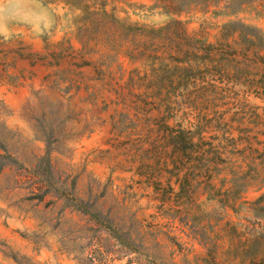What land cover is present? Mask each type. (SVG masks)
Listing matches in <instances>:
<instances>
[{
    "label": "rangeland",
    "instance_id": "1",
    "mask_svg": "<svg viewBox=\"0 0 264 264\" xmlns=\"http://www.w3.org/2000/svg\"><path fill=\"white\" fill-rule=\"evenodd\" d=\"M109 4L155 30L183 21L209 43L230 22L264 36L262 0L180 16L155 0ZM75 16L0 0V264H264V239L253 242L264 218L251 211L264 194V63L245 61L234 36L223 82L178 83L170 60L100 68L80 53ZM156 36L170 51L171 31ZM178 136L197 145L193 163L174 152Z\"/></svg>",
    "mask_w": 264,
    "mask_h": 264
},
{
    "label": "trees",
    "instance_id": "2",
    "mask_svg": "<svg viewBox=\"0 0 264 264\" xmlns=\"http://www.w3.org/2000/svg\"><path fill=\"white\" fill-rule=\"evenodd\" d=\"M48 5L62 3L67 8L76 11L77 16L73 21L77 28V40L80 45V53L83 57H98L101 61L100 68L107 65L103 61L117 60L124 56L135 63L145 61H174L177 70V82H181L182 75L190 76L192 82H204V76L212 78L219 76L221 82L229 78L236 71L238 51L234 49L232 39L238 36V41L245 47L243 58L249 61L248 53L254 51L257 61L264 63V36L255 28L244 25L241 22H230L223 26L221 37L216 43H209L204 37L189 34L186 23L177 19H171L167 26L160 30L131 24L117 17L115 9H109L113 3L111 0H40ZM256 0H155V7L163 10L170 16H180L194 5H209L210 3H226V10L235 14L242 8ZM264 1V0H262ZM171 31L174 40L171 41L170 51H163L158 46L157 33ZM22 59L24 55L18 54ZM8 56L4 57V61ZM92 63H85L90 66ZM135 85L130 86L132 94L136 90ZM137 88V87H136ZM171 145L174 152L182 156L186 161H195L197 145L188 142L181 136L175 137ZM245 192V187L235 183V189ZM238 189V190H239ZM251 211L256 216L264 218V194L251 203ZM254 244L264 239L261 232H256ZM257 252V251H256ZM255 252V253H256ZM255 255V254H254ZM257 255V254H256ZM254 261L258 259L254 256ZM253 261V262H254ZM261 263L262 261H258Z\"/></svg>",
    "mask_w": 264,
    "mask_h": 264
}]
</instances>
